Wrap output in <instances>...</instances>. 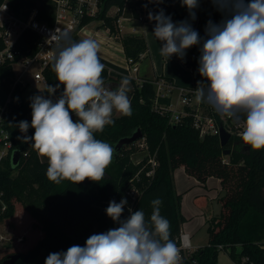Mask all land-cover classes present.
I'll list each match as a JSON object with an SVG mask.
<instances>
[{
  "label": "trees",
  "instance_id": "trees-1",
  "mask_svg": "<svg viewBox=\"0 0 264 264\" xmlns=\"http://www.w3.org/2000/svg\"><path fill=\"white\" fill-rule=\"evenodd\" d=\"M4 1L0 0V3ZM7 1L16 13L24 16H29L34 8H38L37 19L49 25L54 24L51 1ZM145 1L149 12L155 14L163 9L173 22L190 19L189 13L180 16L174 10L175 0ZM136 5L130 0H105V11L100 18H105L106 25L115 31L113 20L106 17V11L111 7L128 6L134 11V17L138 18L140 14ZM202 16L213 23H219L224 18L212 0ZM90 21L87 19L84 23ZM147 22L155 24L149 19ZM80 40L83 39H73L74 42ZM36 42L38 36L28 31L22 35L18 46L24 53L32 50L34 54ZM121 42L126 58L134 63L140 62V56L149 52L144 35L128 34ZM99 58L105 65L102 73L104 86L116 90L122 77H128V70ZM54 61L44 71L47 85L53 87L59 84L52 70ZM132 81L134 91L128 94L131 97L132 114L113 117V124L105 126L102 132L94 133L95 138L109 143L115 149L104 178L99 182L85 179L75 184L63 180L57 184L46 176L48 162L40 160L32 142L23 143L17 139L23 135H34V128L30 127L25 134L18 127L20 121L26 120L31 124L32 110L24 99L25 89L20 85L14 89L12 87V65L0 66V105L12 93L8 128L14 147L20 153L17 166L14 167L8 161L0 171V192L4 193L3 201L0 202V221L17 220L20 233H25L27 237L24 244L26 250L14 253L20 255L16 264H45L50 253L66 252L73 245L83 247L96 228L104 233L118 227L106 215L105 209L111 200L119 203L122 198H126L128 202L127 194L134 189L139 192L137 201L133 206H130V201L127 203L121 218L129 215V208L132 211L143 210L149 217L152 212L151 201L159 198L162 200L160 214L170 221L171 238L178 245L182 225L187 220L182 213L183 194H178L175 189L174 173L177 169H184L188 176L201 184L216 178L225 191L218 198L220 214L207 220L208 244L198 248L180 264H218L219 253L223 250L236 264H264V149L253 150L244 145L241 138L232 136L227 146L232 153L227 156L228 162H224V148L220 145L219 136L201 137L191 115L179 123H171L169 113L155 105L154 81H143L141 84L136 79ZM63 89L61 84L54 95L58 98ZM159 104L169 106L170 101L164 99ZM203 105L209 115L221 123V115L207 102H203ZM138 131L143 137L137 142L145 139L147 153L136 163L132 155L138 151L137 142L129 145H120V142ZM151 160L156 162V166L152 165ZM4 205L6 208L3 210ZM16 205H19L18 210ZM29 224L33 231L28 230ZM31 234L35 238L29 243ZM24 236L16 238V243L22 244ZM8 257L1 259L0 264ZM245 259L247 262L243 263Z\"/></svg>",
  "mask_w": 264,
  "mask_h": 264
},
{
  "label": "clouds",
  "instance_id": "clouds-1",
  "mask_svg": "<svg viewBox=\"0 0 264 264\" xmlns=\"http://www.w3.org/2000/svg\"><path fill=\"white\" fill-rule=\"evenodd\" d=\"M200 0H181L191 20ZM223 14L219 23L208 21L205 37L188 20L173 22L163 9L148 19L155 21L154 37L160 42V55L184 59L186 51L200 45L198 72L205 80L197 81V102H207L221 116L240 126L241 140L253 150L264 149V0H212ZM60 41L52 70L59 81L47 85L53 100L43 95L31 99V124L20 121L21 133L34 128V135L17 137L32 142L41 156L47 157L46 176L59 184H75L89 179L101 181L111 164L115 149L95 138L114 123L113 112L132 114L130 80L122 77L116 90L104 86L105 65L98 56L93 39L71 41L67 32L56 35ZM206 81V82H205ZM71 113L77 119L74 121ZM127 199L109 202L105 209L118 227L93 234L82 247L73 245L66 252L50 253L45 264H180V248L171 238L170 221L160 214L162 200L151 201L152 212L132 211L122 219Z\"/></svg>",
  "mask_w": 264,
  "mask_h": 264
},
{
  "label": "built area",
  "instance_id": "built-area-1",
  "mask_svg": "<svg viewBox=\"0 0 264 264\" xmlns=\"http://www.w3.org/2000/svg\"><path fill=\"white\" fill-rule=\"evenodd\" d=\"M48 1L52 3L51 12L54 14L53 25H49L37 19L39 13L38 8H34L29 16H24L23 14L16 13L7 0L0 3V66L5 64L12 65L14 72L13 89L16 85H20L22 88L26 89L30 84V80L27 78L28 74L32 75L33 80L38 83H43L45 87L47 86L44 71L57 55L60 41L56 39V35L59 33L67 32L71 41H73L75 37L93 39L94 35L101 34L103 42L107 41L109 43L114 42L118 44L116 41L120 38L119 43L122 45L121 40L124 37L122 36V24L132 21L144 23L148 20L149 14L148 5L145 0L143 2H141V0H130L131 3L137 4L136 8L140 14L138 18L134 17V11L128 6H124L123 8L111 7L105 14L107 18L113 20L115 31H112V29L106 25L105 18H100L101 14H104L105 11V0ZM87 19L91 21L89 23H84ZM94 23L97 24L95 25ZM96 27H102V29L97 30ZM28 31L34 32L38 36V42L35 44L37 50L34 54L32 50H29L28 53H24L18 46L20 38ZM130 34L135 33L131 30ZM144 57L145 54H142L140 60ZM199 57V54L195 52L191 55L192 60L195 62L199 60ZM126 61L128 67L125 69L128 70V77L132 78L138 73V65L141 61L134 63L127 58ZM16 66L21 68V73L18 74L16 72ZM153 83L156 88L155 105L157 108L169 113L171 123H179L183 118L191 115L193 117V125L200 131L201 137H205L206 135L219 136L220 125L223 123L225 129L230 132L232 136L241 138V132L243 130L242 124L237 126L227 116H220L221 123H219L215 117L209 115V111H207L205 115L199 110L193 111V114L191 110H185L186 107L192 105L196 97L194 89H180V102L184 109L178 110L173 109L171 106L159 104L161 100L168 99L174 92L175 88L173 84L163 79L154 80ZM11 95L12 93L9 94L6 102L0 105V171L5 168L6 162L12 161L13 155L17 152L8 128V119L12 112ZM137 146L146 150L145 139L137 142ZM150 162L153 166H156L154 160ZM138 195L139 192L135 189L128 192L127 196L130 201V206L135 204ZM3 196L4 193L0 192V202L3 201ZM5 208L6 206L4 205L3 210ZM178 247L180 248V262L196 251V248L192 244V236L187 232H181ZM246 262V259L243 260V263Z\"/></svg>",
  "mask_w": 264,
  "mask_h": 264
},
{
  "label": "crops",
  "instance_id": "crops-1",
  "mask_svg": "<svg viewBox=\"0 0 264 264\" xmlns=\"http://www.w3.org/2000/svg\"><path fill=\"white\" fill-rule=\"evenodd\" d=\"M210 2L211 0H200L199 7L194 10L196 13V19L195 20L186 19L192 24V27L199 33V35L204 38H206L205 37V27L209 20L204 18L202 16V13L209 6ZM174 10L180 16H184L188 14V9L182 6L181 0H175ZM154 26H155L154 23L144 22V23H141L138 29L136 30L133 29V32L135 34H140V35L145 36L148 47H149V52L145 55V57L141 60V62L138 65L139 70H138V73L136 74V80L138 84H141L143 81H148V80L154 81L157 79H163L167 82H170L171 84H173L175 90L171 94L170 98H168L170 101L169 106H171L173 109L182 110L184 109V107L180 102V96H179L180 89H186V90L194 89L195 90V88L197 87V81L205 80V78L201 77L198 72V67H199L198 61L195 62L191 58V55L194 52L199 54V56L201 55L199 51L200 45L193 46L190 49H188L186 51V56L184 57L183 60L178 58L175 55H173L172 57H170L169 60H167L165 57L160 55V42L154 37L152 33ZM102 38L103 37L101 36V34L94 35L93 37V40L97 41L99 45L98 56H100L101 58L111 63L121 66L123 68L128 67L122 45L119 46L120 49H118L116 43L114 42L109 43L107 41L103 42ZM99 40L102 42H100ZM105 46L107 47L110 46L111 48L113 47L115 50L112 52H106L102 50ZM42 89H44L45 91L46 87H43ZM30 96H33V95H30ZM25 101L27 102V100ZM185 110L187 111L191 110L194 112L196 110H202L205 112L208 111V109L204 107L203 102H197L196 97L194 98L192 105L189 107H186ZM118 116L119 115H116V113L113 112L112 118L118 117ZM72 118L74 121L77 119L75 114H72ZM184 173L188 177L184 169H177L174 173V180L176 181V177H177V184L181 186V190L176 191V192L178 194H183L182 213L187 220V222L183 224V227L187 225L189 222L188 221L189 217L187 216V213H186L187 209L185 207V202L187 199L192 198L194 204H196V201H195L196 199H198V201H203L204 199L202 197L206 195H208L207 197H210L211 199H218L219 194L222 192L220 181L210 188L212 192H210L209 194L205 193V190L203 188H197V189L194 188L196 191L191 188L185 189L184 188L185 183L186 182L188 183V181L190 180H188L187 177L182 176V174ZM210 179L207 181L206 183L207 185L211 182ZM206 184L198 183V185L200 186L202 185V187L207 189L208 186ZM211 195H215V196H211ZM214 216L215 215H213V217ZM187 233L191 234L190 231H188ZM195 248L198 249L197 246H195Z\"/></svg>",
  "mask_w": 264,
  "mask_h": 264
},
{
  "label": "rangeland",
  "instance_id": "rangeland-1",
  "mask_svg": "<svg viewBox=\"0 0 264 264\" xmlns=\"http://www.w3.org/2000/svg\"><path fill=\"white\" fill-rule=\"evenodd\" d=\"M141 23L142 22H139V21H132L129 23L124 22L122 24V36L130 34L131 30H133V29L134 30L138 29L140 27ZM94 24L96 25L97 23H94ZM96 29L101 30L102 27H96ZM119 41H120V38L117 39V41H116V42H118V44H117L118 49H120L119 46H121ZM102 50H104L106 52H112L115 49L113 47L111 48L110 46H108V47L105 46ZM15 70L18 74L21 73V68L19 66H16ZM27 78L30 80V84L25 89L24 98H25V100H27L26 103H28L29 108H31L30 107V103H31L30 98H32L34 96L43 95L45 98H52L53 100L57 99V97L54 94L50 96V94L47 91H44V89H42L43 87H45L44 84L38 83L37 81L33 80L31 74H28ZM132 78L135 79L136 75ZM129 80H130V87H131V91L129 92V94H130L134 91V83H133L132 79H129ZM36 84H38V85H36ZM36 90H38V91H36ZM30 95H33V96H30ZM199 111L203 112V114H205V115L207 113V112L202 111V110H199ZM114 113H116V115L121 116V114L119 112L114 111ZM31 119H32V113H31ZM146 153H147L146 150H144L141 147H138V151L132 155V159L136 163L140 162L144 158ZM38 155H39V158L41 161L48 162L47 157L41 156L39 153H38ZM224 162H228L227 156H224ZM182 176L187 177L185 175V173L182 174ZM187 178L190 181H188V183L187 182L185 183V186H184L185 189L203 188L205 190V193H207V194L212 192V190H210V188L212 186H214L217 182H219L218 179L211 178L210 179L211 182L208 185L206 184L208 186V188L206 189V188L202 187V185L201 186L198 185L199 182L196 179L189 177V176ZM174 183H175L176 191H180L181 186L179 184H177V177H176V181H174ZM198 192H200V191H198ZM224 194H225V191L222 190V192L219 194L218 198L222 197ZM207 196L208 195L203 196L202 198L204 200L203 201H197L196 204H194L192 198L187 199L185 202V207L187 209L186 213H187V216L189 217V220H188L189 222L184 227L182 225L181 232L190 231V233L192 234V244L194 247L197 246L198 248L202 247V246L203 247L206 246L209 242V234L207 231L208 225L206 222L207 219H209L210 217H213V215L216 216L217 214H220V211H221V204L218 201V199H211L210 197H207ZM211 196H215V195H211ZM16 207H17L16 210H18L19 205H16ZM19 211H20V209H19ZM31 229H32V225L30 226V224H29L28 230L33 231V229L32 230ZM19 230H20L19 229V223L17 222V220L16 221L15 220L6 221V222L0 221V260L18 252V251L26 250L24 244L26 243L27 237L24 236L25 233H23V235H22ZM99 233H103V232H101L98 228H96L95 230L92 231L91 235L99 234ZM23 236L25 238L24 242L22 244L16 243V238L23 237ZM34 238H35V236L33 234L29 235V238H28L29 243H32L34 241ZM22 245H24V246H22ZM218 264H234V262L230 259L227 252H225L223 250L219 253Z\"/></svg>",
  "mask_w": 264,
  "mask_h": 264
},
{
  "label": "water",
  "instance_id": "water-1",
  "mask_svg": "<svg viewBox=\"0 0 264 264\" xmlns=\"http://www.w3.org/2000/svg\"><path fill=\"white\" fill-rule=\"evenodd\" d=\"M129 98L131 100L130 96H129ZM142 137H143V134L141 133V131H138L132 137L124 139L122 142H120V145L133 144V143L137 142L138 140H140ZM231 138H232V134L230 132H228L225 129L223 123H221L219 139H220L221 147L224 148V151H223L224 156H229L232 153V150L227 148ZM19 161H20V153L15 152V154L12 157L11 163L15 167L19 164ZM19 259H20L19 254H12L6 260H4L3 264H16L19 261Z\"/></svg>",
  "mask_w": 264,
  "mask_h": 264
}]
</instances>
